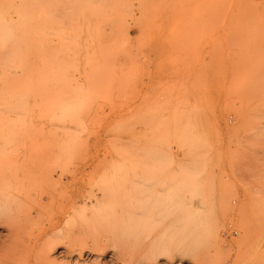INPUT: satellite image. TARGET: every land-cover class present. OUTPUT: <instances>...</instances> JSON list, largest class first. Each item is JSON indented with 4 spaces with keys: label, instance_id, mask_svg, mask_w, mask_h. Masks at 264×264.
Returning <instances> with one entry per match:
<instances>
[{
    "label": "rangeland",
    "instance_id": "rangeland-1",
    "mask_svg": "<svg viewBox=\"0 0 264 264\" xmlns=\"http://www.w3.org/2000/svg\"><path fill=\"white\" fill-rule=\"evenodd\" d=\"M0 183L34 264H264V0H0Z\"/></svg>",
    "mask_w": 264,
    "mask_h": 264
},
{
    "label": "bare ground",
    "instance_id": "bare-ground-1",
    "mask_svg": "<svg viewBox=\"0 0 264 264\" xmlns=\"http://www.w3.org/2000/svg\"><path fill=\"white\" fill-rule=\"evenodd\" d=\"M52 161H53V160H52ZM26 163H27V162H26ZM50 163L52 164V162H50ZM31 165H32V163H31ZM43 165H44V164H43ZM43 165H42V166H43ZM152 165H153V164H152ZM42 166H41V167H42ZM52 167H53V165H52ZM21 169H22V168H21ZM26 169H27V168H26ZM153 170H154V169H153ZM24 171H25V170H24ZM69 172H70V171H69ZM155 172H156V171H155ZM67 173H68V172H67ZM36 174H37V173H36ZM48 174H49V173H48ZM28 175H31V173H30V174L28 173ZM153 175H154V174H153ZM25 177H26V174H25ZM23 179H24V178H23ZM156 179H157V178H155V181H156ZM26 180H29V179H26ZM2 182H3V181H2ZM4 182H5V181H4ZM20 182H21V181H20ZM20 182H19V183H20ZM8 183H10V182L7 181V184H8ZM29 183H30V182H29ZM146 183H147V182H146ZM154 183H155V182H154ZM0 184H1V183H0ZM2 184H3V183H2ZM2 184H1V185H2ZM7 184H6V186H7ZM8 185H9V184H8ZM16 186H17V185H15V187H16ZM19 186H20V184H19ZM4 188H5V187H4ZM20 188H21V186H20ZM25 188H26V187H25ZM5 189H6V188H5ZM14 191H15V190H14ZM27 192H28V191H27ZM163 192H164V191H163ZM17 193H18V192H17ZM34 193H35V192H34ZM177 194H178V193H177ZM179 195H180V194H179ZM28 197H29V196H28ZM24 198H25V197H24ZM6 199H7V198H6ZM87 199H88V198H87ZM93 199H94V198H93ZM11 200H12V199H11ZM31 200H32V199H31ZM31 200H30V201H31ZM20 202H21V201H20ZM28 202H29V201H28ZM18 205H19V203H18ZM23 205H24V204H23ZM74 206H75V205H74ZM95 206H97V205H95ZM20 207H21V206H20ZM24 207H25V206H24ZM81 207H82V206H81ZM97 207H98V206H97ZM97 207H95V208H97ZM104 207H106V206H104ZM178 207H179V206H178ZM78 208H79V207H78ZM82 208H83V207H82ZM101 208H102V207H101ZM179 208H181V207H179ZM83 209H84V208H83ZM106 209H107V207H106ZM80 210H81V211H79V213L81 212V215H82L83 210H82L81 208H80ZM72 211H74V210H72ZM75 211H76V210H75ZM76 212L78 213V211H76ZM76 212H75V213H76ZM177 212H178V211H177ZM83 213H84V212H83ZM108 213H109V212H108ZM71 214H72V212H71ZM94 215H95V214H94ZM102 215H103V214H102ZM77 216H78V215H77ZM95 216H96V215H95ZM17 217H18V216H17ZM68 217H69V216H68ZM71 218H72V217H71ZM80 218H81V217H80ZM6 221H7V220H6ZM9 221H10V220H9ZM112 221H113V220H112ZM176 221H177V222H176V223L173 222V224L176 225V224L178 223V220H176ZM5 223H6V222H5ZM13 223H14V222H13ZM16 223H17V222H16ZM50 223H51V222H50ZM0 224H1V223H0ZM7 224H8V223H7ZM9 225H10V224H9ZM13 225H14V227L16 228V225H15V224H13ZM176 226H177V225H176ZM11 227H12V225H11ZM11 227H8V228H11ZM14 227H13V228H14ZM18 227H19V225H18ZM18 227H17V228H18ZM65 227H66V226H65ZM144 227H145V226H144ZM15 228H14V229H15ZM21 228H22V227H21ZM69 228H70V227H69ZM14 229H9V231H10V230L13 231ZM16 230H18V229H15V232H16ZM91 230H92V229H91ZM8 234H9V233H8ZM14 234H16V233H14ZM240 234H241V233H240ZM1 236H2V234L0 235V246L5 247L6 249L3 248V251L0 252V264H34L35 261L31 263L30 260L28 261V259H27V260H22V259L17 258L21 252L18 253L17 250H16V251L14 250L15 247H16L14 244H16V242H15L14 244L12 243V245H11V247H12L13 249H12V250L10 249V250L8 251V248L10 247V242L14 241L16 236L14 237V239H13V237H12V239H11V238H9V237L6 235V237H8V238L5 237L4 240H1ZM26 237H27V236H26ZM33 238H34V237H33ZM91 238H92V237H91ZM46 239H47V238H46ZM46 239H45V240H46ZM93 241L95 242L94 239H93ZM152 241H153V240H152ZM17 242H18V241H17ZM26 242H28V241H26ZM136 243H137V242H136ZM201 243H202V242H201ZM29 244H30V243H29ZM29 244H28V245H29ZM31 244H33V243H31ZM42 245H43V244H42ZM94 245H96V244H94ZM105 245H106V244H105ZM128 245H129V244H128ZM7 246H9V247L7 248ZM29 246H31V245H29ZM29 246H28V251H29ZM44 246H45V245H44ZM50 246H52V244H51ZM155 246H156V245H155ZM203 246H204V245H203ZM2 247H0V250H1ZM129 247H131V245H130ZM204 247H205V246H204ZM84 248H85V247H84ZM92 248H93V247H92ZM92 248H91V249H92ZM101 248H102V247H101ZM103 248H104V247H103ZM103 248H102V249H103ZM135 248H136V247H135ZM156 248H157V247H156ZM30 249H31V248H30ZM36 249H37V248H36ZM36 249H35V250H36ZM40 249H41V248H40ZM91 249H89V250H91ZM99 249H100V248H98L97 251H98ZM125 249H127V248H125ZM132 249H133V247H132ZM161 249H162V247H161ZM6 250H7V251H6ZM35 250H34V251H35ZM47 250H48V249H47ZM52 250H53V246L50 247L48 251H43L44 255H43V253L40 254V255L44 256V257H42L43 259H42V258H41L42 260L40 259V255L38 256L39 258H36V259H39V260H40V261L38 260V262H39L38 264H41V263H42V264H54V263H53V256H51V254H50V251H52ZM92 250H93V249H92ZM128 250H130V249L128 248ZM207 250H208V249H207ZM12 251H13V252H12ZM18 251H19V250H18ZM115 251H116V250H115ZM125 251H127V250H125ZM125 251H124V253H125ZM11 252H12V253L15 252V254H16V253H17V254H16V255H13ZM24 252H25V251H24ZM24 252H23V253H24ZM40 252H41V251H40ZM121 252H122V251H121ZM130 252H131V251H130ZM130 252H129V254H130ZM30 253H31V252L29 251V254H30ZM33 253H34V252H33ZM33 253H32V254H33ZM24 254H25V253H24ZM36 254H39L38 251H37ZM80 254H81V253H80ZM150 254H151V253H150ZM198 254H199V253H198ZM17 255H18V256H17ZM120 255H121V254H120ZM127 255H128V254H127ZM79 256H81V255H79ZM79 256H78V257H79ZM128 256H129V255H128ZM130 256H132V255L130 254ZM34 257H35V256H34ZM114 257H115V256H114ZM121 257H122V256H121ZM140 257H141V256H139V258H140ZM196 257H198V256H196ZM27 258H28V257H27ZM79 258H80V257H79ZM128 258H129V257H128ZM139 258H137V259H139ZM144 258H145V257H144ZM130 259H131V257H130ZM195 259H196V258H195ZM43 260H44V261H43ZM122 260H123V259H122ZM122 260H121V261H122ZM127 261H128V259H127ZM129 261H130V260H129ZM147 261H148V260H147ZM43 262H44V263H43ZM123 262H124V260H123ZM125 262H126V261H125ZM149 262H150V261H149ZM35 263H36V262H35ZM198 263H199V262H198ZM120 264H121V263H120ZM123 264H125V263H123ZM128 264H129V263H128Z\"/></svg>",
    "mask_w": 264,
    "mask_h": 264
}]
</instances>
